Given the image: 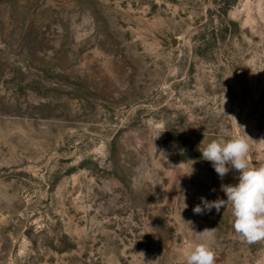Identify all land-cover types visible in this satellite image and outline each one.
<instances>
[{"label": "rangeland", "instance_id": "1", "mask_svg": "<svg viewBox=\"0 0 264 264\" xmlns=\"http://www.w3.org/2000/svg\"><path fill=\"white\" fill-rule=\"evenodd\" d=\"M221 128L264 163V0H0V264H183L205 228L264 264L231 204L193 213L238 183Z\"/></svg>", "mask_w": 264, "mask_h": 264}, {"label": "clouds", "instance_id": "2", "mask_svg": "<svg viewBox=\"0 0 264 264\" xmlns=\"http://www.w3.org/2000/svg\"><path fill=\"white\" fill-rule=\"evenodd\" d=\"M232 117V116H231ZM236 124L235 117H232ZM254 140L243 131L234 135L226 128H221L220 135L199 147L202 159L209 161L217 175L223 179L229 171L235 169L238 173L237 184H222L221 191L225 199L217 198L208 201L201 197V203L193 208V213L202 215L215 209L217 213L226 204H231L234 217L235 233L248 243L264 240V163L253 165L250 162L251 143ZM264 142V139L261 140ZM194 170L191 169L192 174ZM187 205L184 203V209ZM182 218V217H181ZM191 224V221L188 222ZM196 233V232H195ZM215 229L205 228L196 233L201 243L194 244L185 254L183 264H215V251L212 243L215 240Z\"/></svg>", "mask_w": 264, "mask_h": 264}]
</instances>
